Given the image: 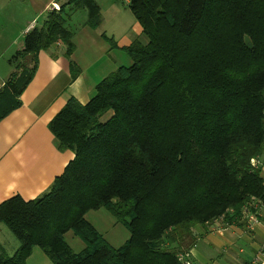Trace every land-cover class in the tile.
Listing matches in <instances>:
<instances>
[{
  "label": "trees",
  "instance_id": "trees-1",
  "mask_svg": "<svg viewBox=\"0 0 264 264\" xmlns=\"http://www.w3.org/2000/svg\"><path fill=\"white\" fill-rule=\"evenodd\" d=\"M55 3L59 10L10 59L16 71L0 89V122L21 106L40 51L62 43L72 80L80 73L69 12L85 11L97 30L100 6ZM129 8L142 28L123 49L131 65L50 122L58 149L75 157L42 197L0 205V224L20 244L12 256L0 249V264H27L34 248L52 264H180L194 227L264 207L261 167L252 165L264 158V0H129ZM100 209L127 227L122 246L87 220ZM69 232L81 252L67 243Z\"/></svg>",
  "mask_w": 264,
  "mask_h": 264
},
{
  "label": "crops",
  "instance_id": "crops-1",
  "mask_svg": "<svg viewBox=\"0 0 264 264\" xmlns=\"http://www.w3.org/2000/svg\"><path fill=\"white\" fill-rule=\"evenodd\" d=\"M95 1L99 4V0ZM54 5L60 8L55 0H46L44 5L37 8V16L26 22L22 29V40L16 45V52L23 48L24 38L30 30L43 26L48 14L55 10ZM100 9L101 25L97 30L86 26L87 15L84 24L78 26L72 20L76 12H69L67 27L73 34L74 43L71 61L79 68L78 77L72 80L71 63L65 56L66 48L62 43L57 42L48 50L40 51L32 81L20 97L21 106L0 122V205L16 196L26 202L33 201L49 191L55 179L64 173L75 157L70 150L58 149L49 129L50 122L71 99L82 105L88 104L95 95L97 85L122 66L115 56L116 52H123L124 48L141 37L142 28L137 20L122 35L108 34L104 29L103 8ZM40 19L42 22L39 24ZM103 35L112 39L117 48H111ZM11 58L0 57V89L16 71L10 63ZM261 176L264 180V168L261 169ZM249 207L251 214H255L253 220L249 215H243L231 224L220 219L194 227L183 246L193 264L197 261L194 258L195 248L202 241H207L210 247L221 252L227 264L251 262L264 243V207H256V204ZM92 212L86 218L97 229L89 219ZM2 226L4 224H0V249L12 256L4 247L1 233H5V229ZM12 249L10 253L15 254L18 247L14 245ZM215 261L203 264H219Z\"/></svg>",
  "mask_w": 264,
  "mask_h": 264
},
{
  "label": "rangeland",
  "instance_id": "rangeland-1",
  "mask_svg": "<svg viewBox=\"0 0 264 264\" xmlns=\"http://www.w3.org/2000/svg\"><path fill=\"white\" fill-rule=\"evenodd\" d=\"M45 2L46 0H0V57L14 56L17 50L16 45L22 40V29L26 22H30L37 16V8H40ZM99 5L103 8L104 29L108 34L122 35L136 23V18L126 0H99ZM86 15L83 10L76 11L72 15L73 23L78 26L84 24ZM41 22L42 19L39 20V24ZM143 39L145 42L146 39ZM115 56L118 57L122 66L131 65V59L126 53L116 52ZM89 219L112 246L120 247L130 237L127 227L117 223L114 216L105 209H100L99 212L93 211L90 213ZM2 227L5 229V233H1L4 247L8 254L13 255L14 253H10L14 250L12 247L15 245L19 248V241L5 225ZM66 241L76 253L81 252L84 248L83 242L72 232L66 234ZM195 250L194 258L197 260L195 264H203L210 260H216L215 262L219 264H227L226 259L222 258L221 252L217 251L215 247H210L207 241L200 242ZM47 262L52 264L40 248H35L33 256L28 260V264H46Z\"/></svg>",
  "mask_w": 264,
  "mask_h": 264
},
{
  "label": "built area",
  "instance_id": "built-area-1",
  "mask_svg": "<svg viewBox=\"0 0 264 264\" xmlns=\"http://www.w3.org/2000/svg\"><path fill=\"white\" fill-rule=\"evenodd\" d=\"M55 10H59L57 5L53 6ZM252 165L253 166H258L260 165L261 169L264 168V164L259 163L256 160L252 161ZM256 207H262V205H257ZM243 215H249L251 220L255 219V214H251L250 212V207H245L243 209ZM177 259L179 261L180 264H193V262L190 259V255L184 253V254H179L177 256ZM249 264H264V243L260 245L256 255L253 257V259L251 260V262Z\"/></svg>",
  "mask_w": 264,
  "mask_h": 264
}]
</instances>
